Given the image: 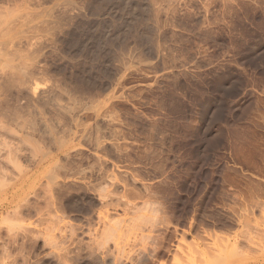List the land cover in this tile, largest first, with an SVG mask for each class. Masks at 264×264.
I'll use <instances>...</instances> for the list:
<instances>
[{
    "label": "rangeland",
    "instance_id": "1",
    "mask_svg": "<svg viewBox=\"0 0 264 264\" xmlns=\"http://www.w3.org/2000/svg\"><path fill=\"white\" fill-rule=\"evenodd\" d=\"M0 264H264V0H0Z\"/></svg>",
    "mask_w": 264,
    "mask_h": 264
},
{
    "label": "bare ground",
    "instance_id": "2",
    "mask_svg": "<svg viewBox=\"0 0 264 264\" xmlns=\"http://www.w3.org/2000/svg\"><path fill=\"white\" fill-rule=\"evenodd\" d=\"M11 110H12V109H11ZM12 111H13V110H12ZM8 114H9V113H8ZM15 114H16V113H15ZM13 115H14V114H13ZM9 116H10V115H9ZM60 143H63V142H60ZM59 145H60V144H59ZM52 172H53V171H52ZM52 172H51V173H52ZM48 173H49V172H48ZM48 175H49V177H50V174H48ZM51 175H53V173H52ZM54 176H55V175H54ZM46 177H47V176H46ZM49 177H48V178H49ZM48 178H47V179H48ZM52 178H53V177H51V180H50V178H49V180H50L51 182L54 180V179L52 180ZM55 178H56V177H55ZM54 181H55V180H54ZM49 186H50V185H49ZM109 227H110V226H109ZM108 230L110 231L111 229H108ZM115 232H116V230H115ZM115 232H114V233H115ZM103 233H104V232H103ZM106 234H107V233H106ZM106 234H104V236H105ZM111 234H112V233H111ZM115 235H116V234H115ZM115 235H114V236H115ZM114 236H113V237H114ZM116 236H117V235H116ZM105 237H106V236H105ZM94 238H95V237H94ZM94 238H93V239H94ZM91 239H92V238H91ZM91 239H90V240H91ZM97 239H98V237H97ZM112 239H115V237L112 238ZM78 241H79V240H78ZM94 241H95V240H94ZM105 241H106V240H105ZM92 242H93V240H92ZM81 243H82V242H81ZM90 243H91V242H90ZM97 243H99V242H97ZM100 243H102V242L100 241ZM105 243H106V242H105ZM95 244H96V243H95ZM88 245H89V244H88ZM99 245H100V244H99ZM101 245H102V244H101ZM101 245H100V246H101ZM86 246H87V245H86ZM96 246H97V245H96ZM88 247H89V246H88ZM90 247H92V246H90ZM79 248H80V247H79ZM94 248H95V247H94ZM102 248H103V247H102ZM104 248H105V247H104ZM104 248H103V249H104ZM88 249H89V248H88ZM92 249H93V247H92ZM92 249H91V251H92ZM96 249H97V248H96ZM82 250H83V249H82ZM101 250H102V249H101ZM106 250L108 251V249H106ZM97 251H98V250H97ZM100 252H101V251H100ZM97 253H98V252H97ZM91 255H92V254H91ZM99 258H100V256L96 255V257H95V259H94V262H96L95 260L98 261ZM100 261H101V260H100ZM98 262H99V261H98ZM98 262H97V263H98Z\"/></svg>",
    "mask_w": 264,
    "mask_h": 264
}]
</instances>
